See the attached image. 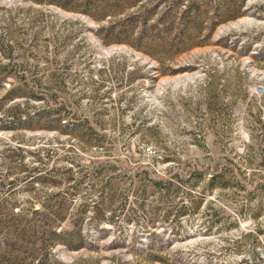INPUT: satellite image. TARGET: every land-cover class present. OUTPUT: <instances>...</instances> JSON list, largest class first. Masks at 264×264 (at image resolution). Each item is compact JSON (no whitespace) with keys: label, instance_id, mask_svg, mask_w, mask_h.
I'll use <instances>...</instances> for the list:
<instances>
[{"label":"rangeland","instance_id":"obj_1","mask_svg":"<svg viewBox=\"0 0 264 264\" xmlns=\"http://www.w3.org/2000/svg\"><path fill=\"white\" fill-rule=\"evenodd\" d=\"M202 2L0 0V264H264V0Z\"/></svg>","mask_w":264,"mask_h":264},{"label":"trees","instance_id":"obj_2","mask_svg":"<svg viewBox=\"0 0 264 264\" xmlns=\"http://www.w3.org/2000/svg\"><path fill=\"white\" fill-rule=\"evenodd\" d=\"M184 2V0H161V3L157 5L159 16L152 24L146 25L148 13L152 10L149 9L140 16H138V14L128 16V25H122L123 27L121 26L120 30L123 34H127L128 31H132L134 23H136L134 19H139L142 24L141 30L137 36L139 42H143L144 40L147 43L159 45L160 42L165 41V39L176 40V43L183 42V39L190 40L195 33L194 31L198 30L200 22H206L208 6L204 4L202 0ZM237 3L241 5L243 0H220V2L214 6L213 12H215L216 18L209 21L210 29H212L219 20L227 17V12H230L231 8H234ZM129 26H132V29L128 30ZM8 184L9 187H11L13 182L10 181ZM37 211L38 210H34V212ZM11 213L17 214L14 213L12 208ZM9 235H11V233Z\"/></svg>","mask_w":264,"mask_h":264}]
</instances>
